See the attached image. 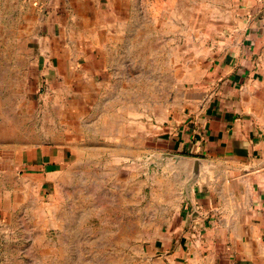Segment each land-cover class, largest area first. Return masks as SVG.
I'll return each instance as SVG.
<instances>
[{
  "label": "rangeland",
  "instance_id": "374dc122",
  "mask_svg": "<svg viewBox=\"0 0 264 264\" xmlns=\"http://www.w3.org/2000/svg\"><path fill=\"white\" fill-rule=\"evenodd\" d=\"M240 2L39 3L38 31L23 35L28 74L7 98L39 156L0 180V264H152L153 241L184 217L186 187L214 169L240 171L225 222L240 254L264 264V215L250 210L264 193V139L248 177L178 144L181 127H199L194 98L239 33Z\"/></svg>",
  "mask_w": 264,
  "mask_h": 264
},
{
  "label": "crops",
  "instance_id": "0c3cea01",
  "mask_svg": "<svg viewBox=\"0 0 264 264\" xmlns=\"http://www.w3.org/2000/svg\"><path fill=\"white\" fill-rule=\"evenodd\" d=\"M41 1L44 0H0L2 183L11 170L14 173L11 177L15 178L21 165H25L24 155L30 153L32 160L39 156L38 146L31 145L28 135L23 138L22 108L12 107L7 98L11 96L8 83H19L20 92L23 77L28 74L22 56L23 35L28 34L32 39L37 33ZM56 1L73 3L74 0ZM239 17L237 37L227 42V51L213 61L208 87H201L194 98L198 99L192 112L198 114L199 127H181L178 144L190 153L204 154L207 158L203 161H208V157L234 160L245 168L240 175L248 177L251 165L247 163L257 156L264 139V0H241ZM30 75L35 80L39 78L37 60H30ZM238 172L201 170V180L186 187L184 199L187 200L185 205L180 204L185 212L180 225L153 241L152 264H260L256 259L247 261L248 256L240 254L232 242L235 233L225 222L229 217L234 218L239 209L235 187L228 185V179L238 177ZM3 210L0 205V212ZM250 210L251 218L262 220L264 193L250 202Z\"/></svg>",
  "mask_w": 264,
  "mask_h": 264
}]
</instances>
